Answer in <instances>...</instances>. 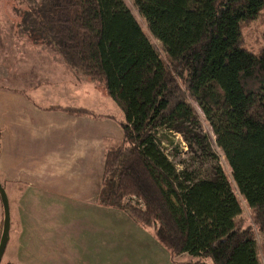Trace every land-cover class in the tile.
Here are the masks:
<instances>
[{
  "label": "trees",
  "instance_id": "16d2710c",
  "mask_svg": "<svg viewBox=\"0 0 264 264\" xmlns=\"http://www.w3.org/2000/svg\"><path fill=\"white\" fill-rule=\"evenodd\" d=\"M164 51L160 57L123 0H22L20 33L58 54L73 72L103 84L123 114L107 142L99 202L153 226L172 256L195 264H261L264 254V40L243 48V27L264 0H133ZM264 34V31H263ZM64 109V107H63ZM73 114L96 115L82 109ZM222 150L252 224L201 129ZM181 148L209 163L203 176L164 153ZM259 232L262 244L256 243Z\"/></svg>",
  "mask_w": 264,
  "mask_h": 264
},
{
  "label": "rangeland",
  "instance_id": "374dc122",
  "mask_svg": "<svg viewBox=\"0 0 264 264\" xmlns=\"http://www.w3.org/2000/svg\"><path fill=\"white\" fill-rule=\"evenodd\" d=\"M128 8L129 23H137L145 33L158 55L164 58V51L154 38L149 26L133 0H123ZM22 0H0V88L12 89L8 96L0 91V107L9 109H93L101 116L111 115L105 120L94 118L88 126L94 138L110 136L120 130L118 121L123 114L107 95L103 84L79 72L70 70L58 54L34 43L17 28L18 16L15 8H24ZM264 10L242 30L243 48L258 53L264 40ZM8 65V66H7ZM15 80L2 81L1 75L7 70ZM23 77L20 79V73ZM0 89V90H1ZM52 107V108H49ZM105 114V115H102ZM201 129L209 136L211 151L217 157L230 187L240 206L238 219L242 225L252 224L251 209L238 192L231 176V169L222 150L215 144L214 135L200 114ZM95 117V116H94ZM111 119V120H110ZM79 131H83L79 127ZM173 146L164 144V153L178 169L183 167L205 175L209 163L200 162L183 147L179 136L171 134ZM104 144V143H103ZM105 151V149H104ZM103 151V153H104ZM97 151L95 150V153ZM94 153V162L83 164L85 171H92L94 192L83 200H66L56 205V210H46L41 217V225L23 224L16 197L9 203V238L0 264H195L193 258L180 254L172 256L167 246L156 236L153 226H145L132 220L125 212L104 206L99 202L100 178L103 169V155ZM81 165V163H79ZM69 180L62 179L60 185ZM4 182V181H3ZM3 187L5 183H2ZM14 196H18L15 194ZM0 236L3 209L0 202ZM28 228V229H26ZM29 231V234H27ZM40 235V238L38 236ZM38 238V239H37ZM257 245L262 244V236L256 232ZM260 261L264 264V254L260 251ZM206 258L203 263L210 264Z\"/></svg>",
  "mask_w": 264,
  "mask_h": 264
},
{
  "label": "crops",
  "instance_id": "0c3cea01",
  "mask_svg": "<svg viewBox=\"0 0 264 264\" xmlns=\"http://www.w3.org/2000/svg\"><path fill=\"white\" fill-rule=\"evenodd\" d=\"M1 77L5 83L11 77L17 79L8 69ZM25 78L23 72L20 73V79L25 81ZM10 90L5 88L3 95H12ZM87 110L97 115L93 109ZM94 118L93 115H77L64 109L0 107V183H5L3 188L8 204L13 197L18 199L21 222L27 227L41 225L45 211L56 210L60 202L83 200L88 194L92 197L95 187L92 171L89 174L87 166L84 171L83 164L89 160L92 165L95 150V154L104 156L107 142L121 134L118 130L110 136L94 138L92 132L88 133V126L92 127ZM62 179L69 181L59 186Z\"/></svg>",
  "mask_w": 264,
  "mask_h": 264
},
{
  "label": "water",
  "instance_id": "95a60500",
  "mask_svg": "<svg viewBox=\"0 0 264 264\" xmlns=\"http://www.w3.org/2000/svg\"><path fill=\"white\" fill-rule=\"evenodd\" d=\"M0 201L3 209L2 231L0 236V261L9 238V204L6 192L0 183Z\"/></svg>",
  "mask_w": 264,
  "mask_h": 264
}]
</instances>
